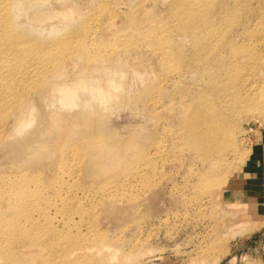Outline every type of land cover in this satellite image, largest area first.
Here are the masks:
<instances>
[{"label": "rangeland", "instance_id": "1", "mask_svg": "<svg viewBox=\"0 0 264 264\" xmlns=\"http://www.w3.org/2000/svg\"><path fill=\"white\" fill-rule=\"evenodd\" d=\"M6 1L0 264H264V0Z\"/></svg>", "mask_w": 264, "mask_h": 264}, {"label": "bare ground", "instance_id": "2", "mask_svg": "<svg viewBox=\"0 0 264 264\" xmlns=\"http://www.w3.org/2000/svg\"><path fill=\"white\" fill-rule=\"evenodd\" d=\"M192 2L190 0H187V2H184V0H175L174 3H176L178 7V13H181L183 15V23L182 26L176 27L178 30L177 33L179 34H185L190 31V29L193 28V23L196 20H199V23L203 22H208L209 19L206 18V16L200 17L201 10L203 6L208 4H213V0H204L202 2H198L195 0V4L192 7H188L189 3ZM185 6V8H184ZM7 7V1L6 0H0V53H8L12 50V46L15 45V40L19 39L17 31V26H15L12 21H10L11 15L8 14V9ZM16 31V32H15ZM196 44L198 47L203 48L204 45L206 44V40L204 38H199L196 36L194 38ZM185 63V59L182 61ZM71 99L73 97L72 94L65 93ZM200 112L195 113L192 121L190 122L189 125V136L194 135V139L196 138V143L199 145L201 141H203L205 144L204 145H210V139H211V133L202 127V123L204 120H201L199 118ZM200 146V145H199ZM202 146V145H201ZM207 147V146H206ZM205 149V147H204Z\"/></svg>", "mask_w": 264, "mask_h": 264}]
</instances>
